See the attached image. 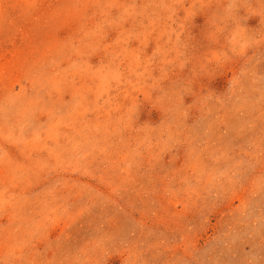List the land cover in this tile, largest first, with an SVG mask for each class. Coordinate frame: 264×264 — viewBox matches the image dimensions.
<instances>
[{"label": "rangeland", "instance_id": "1", "mask_svg": "<svg viewBox=\"0 0 264 264\" xmlns=\"http://www.w3.org/2000/svg\"><path fill=\"white\" fill-rule=\"evenodd\" d=\"M0 264H264V0H0Z\"/></svg>", "mask_w": 264, "mask_h": 264}]
</instances>
